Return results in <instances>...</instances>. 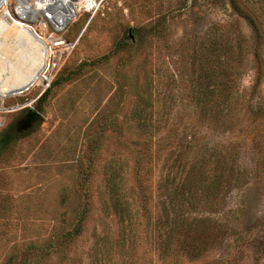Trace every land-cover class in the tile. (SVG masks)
Segmentation results:
<instances>
[{"label":"rangeland","instance_id":"rangeland-1","mask_svg":"<svg viewBox=\"0 0 264 264\" xmlns=\"http://www.w3.org/2000/svg\"><path fill=\"white\" fill-rule=\"evenodd\" d=\"M1 9L0 21L10 22ZM86 19L53 34L49 25L38 36L49 57L44 70L24 89H0V132L17 133L16 121L37 112L0 150V264H18L8 258L15 249L57 245L58 234L78 224L81 232L64 256L57 252L35 264H160L151 241L157 214L159 226L220 230L197 258L179 264H264V141L262 147L252 137L242 140L234 171L243 179L219 199L212 189L217 181L194 192L187 183L177 186L192 162L211 174L216 146L236 137L201 126L188 143L196 111L185 101L186 89L195 84V63L203 56L218 64L221 53L231 54L235 83L245 97L255 86L250 101L264 112V0H109ZM23 20L15 19L29 29ZM32 26L42 34L39 23ZM143 100L158 146L150 157L144 151L137 179L136 153L149 134L136 128L133 114ZM255 120L264 134V118ZM171 126L176 135L168 142L163 135ZM113 171L124 192L123 213L105 209ZM168 184L178 190L164 198ZM119 226L136 237L129 259L114 249ZM171 258L166 264H178Z\"/></svg>","mask_w":264,"mask_h":264},{"label":"trees","instance_id":"trees-1","mask_svg":"<svg viewBox=\"0 0 264 264\" xmlns=\"http://www.w3.org/2000/svg\"><path fill=\"white\" fill-rule=\"evenodd\" d=\"M258 38L259 35L257 34L256 42ZM220 55L221 56L217 58L218 64L213 63L210 57L206 55L203 56L201 61L195 63L196 81L193 86L187 87L186 91L189 98L185 100L187 104L191 103L194 105L196 111V118H194L191 125V134L188 143L196 141L193 137H195V133L201 126L217 127L223 131L234 133L236 137L230 140L225 139L216 146V148H219V151L213 156L214 169L211 174H208V170H204L203 166L200 167L196 162H192L186 168L187 170L183 176L181 175V178L179 177L177 182L178 185L176 184L182 188L184 184L187 183L190 190L194 192L197 188L204 189L210 185V182L217 181L214 188H212L215 190L216 196H218L217 199L220 198L221 192L225 193L226 189L231 186L236 187L243 179L244 173L234 171L238 150L242 140L252 137V140L257 143L259 142L262 147L264 141V134L260 131L261 127L259 126L261 123L259 120L258 122L255 120L257 116L259 118H264V112L259 113L260 109H257L250 101V97L256 90V87L253 86L249 92V96L245 97L243 90L239 88L234 81L235 77L238 76V70L230 65L232 61L230 57L231 54L224 56L221 53ZM224 62L228 63V65L222 64ZM47 93L48 88L39 96L38 101L40 102L41 97ZM146 105L147 103L144 100L141 101L133 114L137 124L136 128L149 134L146 139V143L148 142L147 145L141 147L139 153H136L137 159L135 161L134 174L137 179H139L140 170L142 169L144 151H147L150 157V153L153 151L150 152L151 147L155 149L158 146V142H156L152 134L156 125L152 121L151 113L149 117V112L147 111L149 109L146 110ZM17 133L14 131L0 132V150H2ZM175 135L174 126H171L169 130L164 132L163 139L168 138L167 141L169 142ZM185 136L186 134L184 133L183 137ZM115 177L116 175L113 171L106 180L109 203L106 204L105 209H108L109 206L115 213H123L124 206L122 201L124 196L122 195L124 192L121 190L120 184L115 180ZM206 178L207 181L203 183ZM164 187V190H161V195L164 198L165 195L170 197V194L173 193V189H175V191L178 190L170 187L169 184ZM206 203L207 202H204V205H206ZM163 204L165 205V200H163ZM84 218L85 214L80 213L79 222L81 223ZM160 220L162 222L163 218L158 214L155 215L154 223L151 227V241L158 251V256H160V264H166L169 257H172L171 259L178 264L183 258H197V256L201 254L200 250L203 249L204 244L210 241L213 235H218L220 231L213 230L212 227L214 226H159ZM79 225L80 224L60 232L57 236V245H54L55 241L40 246L28 245L26 248L15 249L8 258L9 260L19 262L18 264H24L26 262V264H35L41 263L44 259L51 257V255L57 252L64 256L68 251L67 243L81 232L82 226ZM215 231H217L216 234ZM103 240L107 241V237L105 236ZM102 244H104V242H102ZM173 244L178 245V247L176 248L174 246L172 248ZM114 245L115 251H117L121 257L123 256L129 259V252L134 250L136 246V237L129 226H119L118 237L115 239ZM109 248L110 244L108 243L107 247L104 249L106 254L111 251ZM96 249L95 252L99 251V246H96ZM109 254L107 257L111 259ZM31 255L35 256L31 258Z\"/></svg>","mask_w":264,"mask_h":264},{"label":"bare ground","instance_id":"bare-ground-1","mask_svg":"<svg viewBox=\"0 0 264 264\" xmlns=\"http://www.w3.org/2000/svg\"><path fill=\"white\" fill-rule=\"evenodd\" d=\"M4 2L5 0H0V9L4 7ZM18 2L23 3L24 0ZM15 14H17L18 19L23 20V15L18 10ZM6 34L11 35L7 44L3 40L7 37ZM42 36H44L43 33L39 35V37ZM39 37L24 27L21 22H16L14 19L8 22L6 18H1L0 89L4 90L3 92L14 88L21 90L28 87L44 70L49 57L44 56L45 50L40 46ZM22 74L24 76H21Z\"/></svg>","mask_w":264,"mask_h":264},{"label":"built area","instance_id":"built-area-1","mask_svg":"<svg viewBox=\"0 0 264 264\" xmlns=\"http://www.w3.org/2000/svg\"><path fill=\"white\" fill-rule=\"evenodd\" d=\"M18 1L5 0L7 17L11 20H20L15 14L18 10L32 33L39 36L42 34L34 29L33 24L39 23L42 33L49 25L53 29L52 34L60 32L82 15H87V22L91 21L109 0H24L23 3Z\"/></svg>","mask_w":264,"mask_h":264},{"label":"water","instance_id":"water-1","mask_svg":"<svg viewBox=\"0 0 264 264\" xmlns=\"http://www.w3.org/2000/svg\"><path fill=\"white\" fill-rule=\"evenodd\" d=\"M37 118V112L30 109L26 115L16 121L15 131L23 132L27 130Z\"/></svg>","mask_w":264,"mask_h":264},{"label":"flooded vegetation","instance_id":"flooded-vegetation-1","mask_svg":"<svg viewBox=\"0 0 264 264\" xmlns=\"http://www.w3.org/2000/svg\"><path fill=\"white\" fill-rule=\"evenodd\" d=\"M25 115H26V114H25ZM25 115H23L22 117H24ZM22 117H21V118H22ZM32 124H33V123H32ZM18 133H19V132H18Z\"/></svg>","mask_w":264,"mask_h":264}]
</instances>
